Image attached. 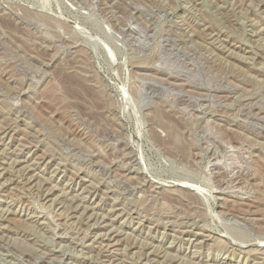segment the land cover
I'll return each instance as SVG.
<instances>
[{"label":"rangeland","instance_id":"obj_1","mask_svg":"<svg viewBox=\"0 0 264 264\" xmlns=\"http://www.w3.org/2000/svg\"><path fill=\"white\" fill-rule=\"evenodd\" d=\"M0 264H264V0H0Z\"/></svg>","mask_w":264,"mask_h":264},{"label":"bare ground","instance_id":"obj_2","mask_svg":"<svg viewBox=\"0 0 264 264\" xmlns=\"http://www.w3.org/2000/svg\"><path fill=\"white\" fill-rule=\"evenodd\" d=\"M184 186H187V185H184ZM190 186H191V185H190ZM190 186H189V187H190ZM187 190L193 192V194H196V193H195L192 189H190V188L187 189Z\"/></svg>","mask_w":264,"mask_h":264}]
</instances>
